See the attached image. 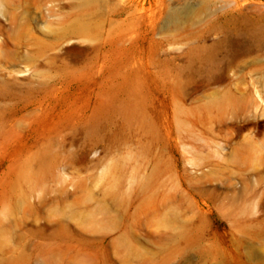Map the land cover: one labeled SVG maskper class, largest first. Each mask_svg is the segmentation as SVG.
Masks as SVG:
<instances>
[{
  "label": "rangeland",
  "instance_id": "obj_1",
  "mask_svg": "<svg viewBox=\"0 0 264 264\" xmlns=\"http://www.w3.org/2000/svg\"><path fill=\"white\" fill-rule=\"evenodd\" d=\"M0 264H264V0H0Z\"/></svg>",
  "mask_w": 264,
  "mask_h": 264
},
{
  "label": "bare ground",
  "instance_id": "obj_2",
  "mask_svg": "<svg viewBox=\"0 0 264 264\" xmlns=\"http://www.w3.org/2000/svg\"><path fill=\"white\" fill-rule=\"evenodd\" d=\"M178 14L177 12L173 13L171 16H170V19L171 20H175L177 18Z\"/></svg>",
  "mask_w": 264,
  "mask_h": 264
}]
</instances>
